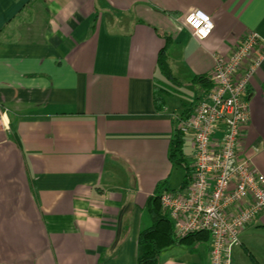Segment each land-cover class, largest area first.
<instances>
[{
    "label": "crops",
    "instance_id": "obj_1",
    "mask_svg": "<svg viewBox=\"0 0 264 264\" xmlns=\"http://www.w3.org/2000/svg\"><path fill=\"white\" fill-rule=\"evenodd\" d=\"M195 9L214 23L205 40ZM249 32L264 40V0H0V264H138L150 199L184 179L169 150L191 83ZM165 47L181 86L159 72ZM247 97L240 153L264 175V60ZM183 152L192 166L188 137ZM241 243L233 264H264V214ZM161 264H211V240Z\"/></svg>",
    "mask_w": 264,
    "mask_h": 264
},
{
    "label": "built area",
    "instance_id": "obj_2",
    "mask_svg": "<svg viewBox=\"0 0 264 264\" xmlns=\"http://www.w3.org/2000/svg\"><path fill=\"white\" fill-rule=\"evenodd\" d=\"M185 22L199 40L214 29L211 16L200 9ZM263 60L264 40L255 32L238 40L230 55L215 56L213 88L180 123L192 141V181L157 196L178 236L209 232L211 264H233L242 230L264 214V175L240 153L251 116L247 90Z\"/></svg>",
    "mask_w": 264,
    "mask_h": 264
},
{
    "label": "trees",
    "instance_id": "obj_3",
    "mask_svg": "<svg viewBox=\"0 0 264 264\" xmlns=\"http://www.w3.org/2000/svg\"><path fill=\"white\" fill-rule=\"evenodd\" d=\"M158 69L160 74L167 81H170L177 86H181V83L172 74L167 47L162 49L159 53ZM191 84L197 87V94L193 102L186 108L185 113H183L184 116L180 117L179 120L174 121L175 126L169 150V159L173 165L182 168L185 173L183 182L178 190H183L190 185L193 174L192 167L189 166L183 152L185 137L180 131V123L191 117L200 100L209 93L214 86L212 79L205 75L196 76ZM163 94L164 91L162 89L155 87L154 103L157 110H161L165 105ZM161 191L174 192L177 190L171 189L168 185V181H164L159 184L155 195L150 199L148 203L151 217L150 223L140 231L138 238V264H161L162 253L167 248L173 246H186L193 251L199 245L211 240L209 232L206 231L195 232L186 236H178L174 230L172 222L166 213L163 212L158 202L157 196Z\"/></svg>",
    "mask_w": 264,
    "mask_h": 264
},
{
    "label": "rangeland",
    "instance_id": "obj_4",
    "mask_svg": "<svg viewBox=\"0 0 264 264\" xmlns=\"http://www.w3.org/2000/svg\"><path fill=\"white\" fill-rule=\"evenodd\" d=\"M193 163H191L192 165ZM183 171L181 169L177 170V172H174L173 176L171 177L170 182L174 187H179L181 180H182ZM252 258V257H251Z\"/></svg>",
    "mask_w": 264,
    "mask_h": 264
},
{
    "label": "clouds",
    "instance_id": "obj_5",
    "mask_svg": "<svg viewBox=\"0 0 264 264\" xmlns=\"http://www.w3.org/2000/svg\"><path fill=\"white\" fill-rule=\"evenodd\" d=\"M211 27V25H209Z\"/></svg>",
    "mask_w": 264,
    "mask_h": 264
}]
</instances>
